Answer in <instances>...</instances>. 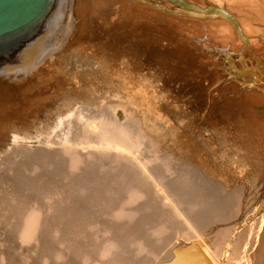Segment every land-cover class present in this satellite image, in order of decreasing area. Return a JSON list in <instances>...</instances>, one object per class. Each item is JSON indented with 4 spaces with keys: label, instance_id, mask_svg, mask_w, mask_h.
I'll return each instance as SVG.
<instances>
[{
    "label": "rangeland",
    "instance_id": "374dc122",
    "mask_svg": "<svg viewBox=\"0 0 264 264\" xmlns=\"http://www.w3.org/2000/svg\"><path fill=\"white\" fill-rule=\"evenodd\" d=\"M127 1L114 17L103 9L78 16L84 24L72 13L71 34L90 44L0 97V264H92L107 247L127 264H163L198 248L187 219L212 211L234 218L222 257L242 264L262 232L264 29L224 17L228 8L214 0H183L196 8L185 17L172 10L177 1L146 0L145 18ZM108 118L128 126L130 152L97 148L93 128ZM33 213L40 222L28 239L24 219Z\"/></svg>",
    "mask_w": 264,
    "mask_h": 264
},
{
    "label": "bare ground",
    "instance_id": "6f19581e",
    "mask_svg": "<svg viewBox=\"0 0 264 264\" xmlns=\"http://www.w3.org/2000/svg\"><path fill=\"white\" fill-rule=\"evenodd\" d=\"M127 1V0H126ZM132 3H135V9L138 10V13H140V15H143V18L144 17V14L151 10H148V5L146 3L147 6H145V1L146 0H130ZM140 1H142V4L145 6V7H142L143 5L142 4H137L139 3ZM150 2H152V4L154 3V5H157L156 7H162V5L159 3L161 1L159 0H154V1H151L149 0ZM168 1V0H166ZM166 1H162L163 3H165L164 6H166ZM174 1H177L179 2V6L177 5V8H172L173 9H177L178 13L180 14H184V17L186 15H191L193 13V10L196 9L195 8V5H194V8L193 10L188 8L189 5L188 2L186 4L185 1L183 0H170V2L168 3L169 5H171V3ZM202 1L203 3V0H200ZM208 1V0H207ZM260 1V0H259ZM263 1V0H262ZM259 2L257 3L256 0H214L215 4L218 5L222 10H226L225 8H228V11H226V13L224 14V17H227L229 19H236L237 22L241 23V21H244V22H247L249 25H250V31L253 33H258V31L256 30L255 28V25L258 28H261V29H264V26L262 24V19L264 18V2ZM128 2V1H127ZM137 2V3H136ZM144 2V3H143ZM148 2V1H147ZM161 2V3H162ZM195 2V0H193V3ZM213 2V1H212ZM213 2V4H214ZM125 3V0H55V4H54V8L45 24V28L44 30L42 31L41 35L36 38L35 40H33L25 49L24 51L18 56L17 58V64L15 66H12V65H7L3 68V71L0 72V75H4V77H9V75H11V77L13 76L14 78H9L10 81H5L3 79L0 80V97L2 96H5L9 93H7L6 91L9 89V88H12L10 87L11 84H13L12 82L14 81L17 86H20V83H25V84H31V82L36 78L34 77H37L39 78L40 75H44L45 72L48 71L49 68H56L55 65H57V59L60 55H66L68 52H71V50H73V48L78 46H82L83 45H87L88 44H85V43H89V42H86V41H83L82 39H79V35L77 36V34H71V32H73V28L74 30L76 29V26H75V22H73V19H72V13L74 14V17L75 19L74 20H78L79 17H81V15H83L84 13L90 11L91 13H93V11H97L98 9H103V10H109L110 12H108V16L110 14H113V11L111 10L113 7L115 8L116 5H121ZM141 3V2H140ZM162 3V4H163ZM199 3V2H198ZM197 3V4H198ZM201 3V2H200ZM211 3V2H210ZM149 4V3H148ZM151 4V5H152ZM195 4V3H194ZM211 3V6L213 5ZM126 5V4H124ZM123 5V6H124ZM130 5H134V4H130ZM129 5V6H130ZM142 5V6H141ZM174 4H172L171 6H173ZM193 5V4H191ZM171 6H168L171 8ZM198 6V5H197ZM200 6V5H199ZM198 6V7H199ZM203 6V5H202ZM215 6V5H214ZM213 6V7H214ZM118 7V6H117ZM148 7V8H147ZM167 7V6H166ZM206 7V6H204ZM119 8V7H118ZM125 8V7H124ZM122 8V9H124ZM147 8V11L145 10ZM152 9H154L152 6H151ZM165 8V7H164ZM215 8V7H214ZM121 9V8H120ZM119 9V10H120ZM132 9V10H131ZM130 10L133 11L134 9L131 8ZM156 9V10H155ZM154 11L156 12L158 8H155ZM161 11L163 10V8H160ZM168 9V8H167ZM208 9L207 12L209 11V8H206ZM212 9V8H210ZM114 10V9H113ZM115 10H117L115 8ZM114 10V11H115ZM129 10V11H130ZM136 10V11H137ZM145 10V13L144 11ZM192 10V13L191 11ZM198 10H200L201 12V9L198 8ZM213 10V9H212ZM112 11V12H111ZM121 11V10H120ZM160 11V12H161ZM165 11V9H164ZM164 11H162L164 13ZM176 11V12H177ZM99 14V11H97ZM124 13H126V11H121ZM152 12V11H151ZM153 12V13H155ZM159 12V13H160ZM161 12V15L163 14ZM165 12H168V11H165ZM172 11H170V15L171 16H176L174 15V13L171 14ZM175 12V13H176ZM196 12L197 14L199 13L198 11H194ZM211 12V10L209 11V13ZM120 13V12H119ZM118 13V14H119ZM129 13V12H128ZM148 13V12H147ZM148 13V14H149ZM191 13V14H189ZM194 13L196 16L197 14ZM212 13V12H211ZM93 14H96L95 12ZM106 14V12H105ZM104 14V15H105ZM122 14V13H120ZM122 14V15H123ZM127 14V13H126ZM158 14V13H157ZM156 14V15H157ZM165 14V13H164ZM177 14V16L179 15ZM180 14V16H181ZM205 14H208L206 13L205 11ZM92 15V14H90ZM101 15V13H100ZM104 15H102V17H104ZM115 15V14H114ZM139 15V17H140ZM155 15V14H154ZM160 15V14H159ZM166 15V14H165ZM202 15V13L200 14ZM204 15V14H203ZM213 15V14H212ZM79 16V17H78ZM111 16V17H112ZM135 16V15H134ZM137 16V15H136ZM147 16V15H146ZM150 16V15H149ZM153 16V15H152ZM158 16V15H157ZM169 17V12H168V15ZM179 16L176 17L178 19H180L181 17ZM205 16V15H204ZM203 16V17H204ZM206 16H209V15H206ZM205 16V17H206ZM73 17V18H74ZM99 17V16H98ZM101 17V16H100ZM110 17V18H111ZM114 17V16H113ZM148 17V16H147ZM163 18V16H161ZM165 17V16H164ZM183 17V18H184ZM188 20L190 19L191 16H188ZM193 17V16H192ZM198 17H202V16H198ZM197 17V19L199 20V18ZM204 17V18H205ZM212 17V16H211ZM209 17V21L210 18ZM85 18V17H84ZM89 18V16H88ZM95 18V17H94ZM108 18V17H107ZM115 18H118V17H115ZM142 18V19H143ZM171 18V17H170ZM173 18V17H172ZM171 18V19H172ZM196 17H193V21H195L197 24L198 22L196 21L195 19ZM203 20H208L207 18ZM86 19V18H85ZM114 19V18H113ZM119 19V18H118ZM150 19V17H149ZM169 19V18H168ZM167 19V20H168ZM174 19V18H173ZM182 19V18H181ZM187 18H184V20L186 21ZM201 19V18H200ZM212 19V18H211ZM84 20V19H82ZM81 20V21H82ZM110 20V19H109ZM112 20V18H111ZM110 20V21H111ZM183 20V19H182ZM202 20V19H201ZM80 20H78L76 22V24L79 22ZM80 21V22H81ZM106 21V20H105ZM109 21V22H110ZM179 21V20H177ZM193 21H191L193 23ZM84 21H82V24ZM172 22H174L172 20ZM176 22V21H175ZM181 22V20H180ZM190 22V21H189ZM190 22V24H192ZM203 22V21H202ZM261 22V23H260ZM183 23V21L181 22ZM204 23V22H203ZM80 24V25H82ZM175 24H178L177 22ZM180 24V23H179ZM193 24V25H195ZM84 26V25H83ZM81 28V27H79ZM78 28V29H79ZM224 29V28H223ZM81 30V29H79ZM83 30V29H82ZM228 31V30H227ZM218 32V31H216ZM221 33H224V32H221ZM220 33V34H221ZM225 34V33H224ZM84 35V34H83ZM218 34L216 33V36ZM222 35V34H221ZM251 35V33H250ZM81 36V35H80ZM215 36V35H214ZM219 36V35H218ZM221 37V36H219ZM226 37V36H225ZM82 38V36H81ZM87 40V39H86ZM218 40H221V39H218ZM217 40V41H218ZM224 40V39H223ZM230 40V39H229ZM228 40V41H229ZM85 42V43H84ZM219 43L216 42V44H220L221 41H218ZM223 42H226V39L225 41ZM222 42V43H223ZM229 43H231L229 41ZM228 43V44H229ZM83 44V45H82ZM90 44V43H89ZM227 44V45H228ZM94 45V44H93ZM92 45V46H93ZM231 44H229L228 46L230 47ZM91 46V48H92ZM99 47V45H97ZM96 44H95V47L94 48H97ZM218 46V45H217ZM81 47V49H82ZM86 46H84L83 49H85ZM225 47V46H223ZM93 48V49H94ZM102 49H105V47H101ZM220 48V46H219ZM218 48V49H219ZM231 48V47H230ZM87 49V47H86ZM109 49V48H108ZM97 52V51H96ZM99 52V51H98ZM102 52V50H101ZM222 52V51H221ZM225 52V51H224ZM100 53V52H99ZM98 53V54H99ZM94 54V53H93ZM61 57V56H60ZM65 56L62 58L64 59ZM61 59V60H62ZM59 64V63H58ZM55 66V67H54ZM58 67V66H57ZM242 67V66H241ZM59 68V67H58ZM22 74V78L20 79H16L15 80V77L18 75V74ZM249 75V74H248ZM39 76V77H38ZM34 78V79H33ZM34 80V81H35ZM12 90V89H11ZM10 91V90H8ZM7 94H6V93ZM12 92V91H11ZM5 94V95H4ZM2 100V98H0ZM12 105H16V104H12ZM92 113V112H90ZM91 116V115H89ZM91 119V118H90ZM99 125L97 127H94L93 130L94 131H98V139L99 141L95 142L97 144V148H100L102 149L103 151L107 150L108 152L109 151H118L119 153L120 152H130V147L134 144V140L131 139L130 137V132H129V129L127 128L128 126L127 125H121V124H118L116 123L114 120H112L111 118H108V119H102L99 123ZM91 129V131H93ZM140 142V141H139ZM142 142V141H141ZM94 144V146L96 145ZM136 145L138 144L137 142L135 143ZM75 146V145H74ZM81 146V145H80ZM135 147V145H133ZM132 146V147H133ZM78 147V146H77ZM131 147V149H132ZM141 147V145L139 146ZM93 147H91L90 149H92ZM137 149V148H136ZM142 149V148H141ZM140 149V150H141ZM101 150V151H102ZM135 150V149H134ZM133 150V151H134ZM139 150V148H138ZM139 150V151H140ZM137 152V151H136ZM141 152V151H140ZM92 153V152H91ZM95 153V152H94ZM79 154V153H78ZM122 154V153H121ZM77 155V154H76ZM140 155V153H139ZM143 155V154H142ZM78 157V156H77ZM119 157H121L119 155ZM145 157V156H144ZM122 158V157H121ZM125 158V157H124ZM74 163H76L77 161V158H73ZM133 160V159H132ZM71 162V163H72ZM126 162V161H125ZM129 162V161H128ZM134 162V161H133ZM130 163V162H129ZM125 164V163H124ZM134 165V164H133ZM132 166V165H130ZM135 166V165H134ZM133 166V167H134ZM76 167V166H75ZM126 185H124L123 187H125ZM132 186V185H131ZM127 188V187H125ZM131 189V190H130ZM129 189V195L131 196V198H137L138 196H140V192L139 191H136V190H133V188H130ZM171 192V191H170ZM127 194V193H126ZM143 194V193H142ZM141 194V195H142ZM174 194V193H173ZM124 196V195H123ZM144 196V195H142ZM210 196V195H209ZM127 197V196H126ZM143 198V197H141ZM140 198V199H141ZM181 198V197H180ZM138 199V198H137ZM195 199V198H194ZM215 199V198H214ZM131 200V199H130ZM179 200V199H178ZM183 200V199H182ZM192 200V199H191ZM196 200V199H195ZM199 200V199H198ZM177 200H175L176 202ZM184 201V200H183ZM186 201V200H185ZM193 201V200H192ZM132 202V201H131ZM129 203V202H128ZM212 203V202H211ZM217 203V202H216ZM117 204V203H116ZM208 204V203H207ZM215 204V203H213ZM219 204V203H218ZM114 205V203H113ZM189 205V204H188ZM191 205V204H190ZM189 205V206H190ZM204 205V204H203ZM182 206V205H180ZM179 206V207H180ZM199 206V205H198ZM214 206V205H213ZM218 206V205H217ZM222 206V204H221ZM225 207V205H223ZM121 208V206H119ZM118 207V209H119ZM220 207V206H218ZM218 207H214L215 209H218ZM110 208V207H109ZM209 208V207H208ZM211 208V206H210ZM223 208V207H222ZM122 210V209H121ZM213 210V209H211ZM119 211V210H118ZM123 212V211H122ZM208 212V211H207ZM210 212V211H209ZM114 213V212H113ZM155 213V212H154ZM39 215V213H33L31 215H29L28 219H24L26 221L25 225H24V232H25V235L28 239L32 238L37 232L38 230V225H39V217L37 216ZM152 215H154L152 213ZM40 216V215H39ZM145 216V215H144ZM155 216V215H154ZM154 216H153V219H154ZM159 216V215H157ZM147 217V216H146ZM149 219V217H148ZM159 219V217L157 218ZM157 219L155 221H157ZM163 219V218H162ZM187 218H185L186 220ZM161 220V219H160ZM184 220V219H183ZM188 220V225L190 224V226L193 227V231L192 233L195 234V237L194 239L196 240L195 244L198 248H195V247H189L190 249H187L186 251L179 249L178 252L175 254V258L176 260L175 261H165L163 264H224L225 263V258L222 257V251H223V248H224V239L229 236L231 234V229H232V226H233V223L235 222L234 221V218H230L229 215H226L224 213V215H218L217 212L215 211H212L210 213H208L206 215V217H198L196 215H191L190 218L187 219ZM24 221V222H25ZM143 221H145V218L143 219ZM141 220V222H143ZM150 223H151V219L149 220ZM147 221V222H149ZM162 221V220H161ZM161 221H159L158 225L160 226V223ZM166 221V220H165ZM264 219L262 218L261 220V224L259 226L260 230L262 231L260 236L258 238H253L252 242L250 243L252 246L253 244H258L257 248L254 250L253 248L252 249H249L250 246L248 247V249L245 251L244 253V256H243V259L245 260L242 264H264ZM153 223V222H152ZM154 224V223H153ZM187 224V222H186ZM22 225V226H23ZM102 225V224H101ZM149 225V224H148ZM182 225V224H181ZM263 225V227H262ZM152 226V225H151ZM150 226V227H151ZM183 226V225H182ZM185 226V225H184ZM189 226V227H190ZM146 227V226H145ZM148 227V226H147ZM186 227V226H185ZM184 227V229H185ZM124 228V227H122ZM120 228V229H122ZM153 228V226H152ZM157 228V226H156ZM162 228V226L160 227ZM178 228V227H177ZM180 228V227H179ZM187 228V227H186ZM22 229V228H21ZM104 229V228H103ZM109 229V228H108ZM114 229V228H113ZM154 229V228H153ZM151 229V230H153ZM191 229V228H190ZM157 230H160V229H157ZM182 230V229H180ZM119 231V230H117ZM121 231V230H120ZM125 232H127L126 230H124ZM155 231V230H154ZM99 232V230H98ZM101 232V231H100ZM104 232V231H103ZM109 232V231H108ZM123 232V230H122ZM153 232V231H152ZM168 232V231H167ZM114 233V232H113ZM162 233V232H161ZM115 234V233H114ZM113 234V235H114ZM131 234V233H130ZM145 234V233H144ZM172 234V233H171ZM111 235V236H113ZM164 235V234H163ZM162 235V236H163ZM117 236V235H116ZM120 236V235H118ZM127 236V235H126ZM161 236V235H160ZM176 236V235H175ZM123 237V235H122ZM134 237V236H133ZM144 237V236H143ZM171 236H169L168 238L170 239ZM181 237V236H180ZM141 238V237H139ZM161 238V237H160ZM167 238V241L169 240ZM191 238V237H189ZM115 239V238H114ZM113 240V242H108L109 246L113 247L114 245H112L113 243L115 244L116 241ZM137 239V238H136ZM178 239V238H177ZM193 239V241H194ZM129 240V239H128ZM134 240V239H133ZM139 240V239H138ZM142 241V240H141ZM140 241V243H141ZM170 241V240H169ZM104 243V242H103ZM137 243V242H135ZM139 243V245H140ZM194 243V242H193ZM107 244V245H108ZM98 245V244H97ZM119 245V244H118ZM142 245V243H141ZM149 245V244H148ZM172 245V244H171ZM179 245V243H177V246ZM183 245V243H182ZM94 246V245H93ZM251 246V247H252ZM110 247V248H111ZM117 247V246H116ZM115 247V249H116ZM120 247V246H119ZM167 247V246H166ZM254 247V246H253ZM77 248V247H76ZM96 248V247H95ZM98 248V247H97ZM118 248V247H117ZM109 249L108 247L102 251H100V255L101 256H95L97 257L95 259V261H93L92 264H127L124 262V260L119 261L117 260L116 258H112V255L111 258L109 257L108 253L105 251ZM159 249V248H158ZM166 249V248H165ZM175 249V248H174ZM176 249H178L176 247ZM239 249V248H238ZM241 249V247H240ZM97 250V249H96ZM111 250H113V248H111ZM164 250V249H163ZM110 250H108L109 252ZM151 251V250H150ZM160 251V250H159ZM73 252V251H72ZM75 252V251H74ZM73 252V253H74ZM99 252V251H98ZM149 252V250H148ZM167 252V251H166ZM63 253V252H61ZM60 254H56L57 256L56 257H61L62 255ZM72 253V254H73ZM92 253V252H91ZM94 253V252H93ZM146 253V252H145ZM169 253V252H167ZM158 254V253H157ZM84 255V254H83ZM90 255V254H89ZM115 255V254H114ZM117 255V254H116ZM119 255V254H118ZM120 255H122L120 253ZM149 255V254H148ZM156 255V254H155ZM80 256V255H79ZM94 256V255H93ZM93 256H90L93 257ZM82 257V256H81ZM94 257V258H95ZM149 257V256H148ZM147 257V258H148ZM174 257H171V258H174ZM84 258V257H83ZM86 258V257H85ZM167 258V257H166ZM238 258V257H237ZM236 258V259H237ZM241 258V257H240ZM87 259V258H86ZM89 259V257H88ZM158 259V257H157ZM169 259V258H168ZM225 259V260H224ZM85 260V259H84ZM121 260V259H120ZM162 260V259H161ZM88 261V260H86ZM155 261V260H154ZM158 261V260H157ZM160 261V260H159ZM164 261V260H162ZM243 261V260H242ZM92 262V261H91ZM143 262V261H142ZM141 262V263H142ZM238 262V261H237ZM236 262V264H237ZM241 262V261H240ZM162 263V262H160ZM229 264V263H228ZM233 264V263H232Z\"/></svg>",
    "mask_w": 264,
    "mask_h": 264
},
{
    "label": "water",
    "instance_id": "95a60500",
    "mask_svg": "<svg viewBox=\"0 0 264 264\" xmlns=\"http://www.w3.org/2000/svg\"><path fill=\"white\" fill-rule=\"evenodd\" d=\"M55 0H0V72L45 28Z\"/></svg>",
    "mask_w": 264,
    "mask_h": 264
}]
</instances>
